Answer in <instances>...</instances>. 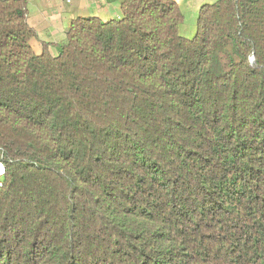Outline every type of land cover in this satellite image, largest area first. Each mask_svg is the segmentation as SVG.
<instances>
[{
	"label": "trees",
	"instance_id": "trees-1",
	"mask_svg": "<svg viewBox=\"0 0 264 264\" xmlns=\"http://www.w3.org/2000/svg\"><path fill=\"white\" fill-rule=\"evenodd\" d=\"M32 48L0 0V264H264V0H123Z\"/></svg>",
	"mask_w": 264,
	"mask_h": 264
},
{
	"label": "crops",
	"instance_id": "crops-1",
	"mask_svg": "<svg viewBox=\"0 0 264 264\" xmlns=\"http://www.w3.org/2000/svg\"><path fill=\"white\" fill-rule=\"evenodd\" d=\"M123 0H26L28 23L35 30L32 40L35 54L42 55L45 46L55 54V47L66 39V33L78 18H97L103 21L119 19ZM183 15L180 34L194 38L198 14L205 4L215 0H173Z\"/></svg>",
	"mask_w": 264,
	"mask_h": 264
},
{
	"label": "built area",
	"instance_id": "built-area-1",
	"mask_svg": "<svg viewBox=\"0 0 264 264\" xmlns=\"http://www.w3.org/2000/svg\"><path fill=\"white\" fill-rule=\"evenodd\" d=\"M7 167L3 161L0 160V179H2L6 175Z\"/></svg>",
	"mask_w": 264,
	"mask_h": 264
}]
</instances>
